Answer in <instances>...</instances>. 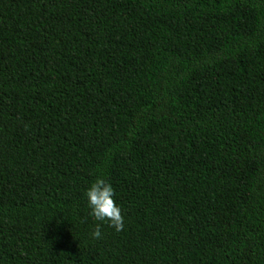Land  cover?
<instances>
[{
	"label": "trees",
	"instance_id": "obj_1",
	"mask_svg": "<svg viewBox=\"0 0 264 264\" xmlns=\"http://www.w3.org/2000/svg\"><path fill=\"white\" fill-rule=\"evenodd\" d=\"M0 264H264V0H0Z\"/></svg>",
	"mask_w": 264,
	"mask_h": 264
},
{
	"label": "clouds",
	"instance_id": "obj_2",
	"mask_svg": "<svg viewBox=\"0 0 264 264\" xmlns=\"http://www.w3.org/2000/svg\"><path fill=\"white\" fill-rule=\"evenodd\" d=\"M85 196L89 214L96 221L107 222L117 232L122 230L124 217L120 205L114 200V188L110 182L102 177H97L86 189ZM91 236L93 239L102 237L100 223L93 229Z\"/></svg>",
	"mask_w": 264,
	"mask_h": 264
}]
</instances>
